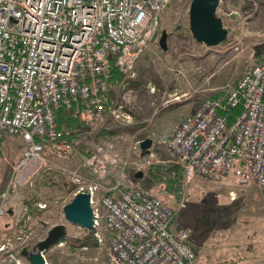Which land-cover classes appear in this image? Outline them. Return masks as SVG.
<instances>
[{"label":"built area","instance_id":"built-area-1","mask_svg":"<svg viewBox=\"0 0 264 264\" xmlns=\"http://www.w3.org/2000/svg\"><path fill=\"white\" fill-rule=\"evenodd\" d=\"M168 1L0 0V140L17 135L25 142L3 198L33 184L49 162L47 150L62 161L74 155L76 142L59 127L57 112L87 126L102 118L112 66L133 74L159 35ZM236 107L240 112L228 123L226 112ZM116 111L110 109L118 117ZM111 146L97 144L75 168L62 167L79 184L75 193L88 192L100 208L93 209V227L103 222L108 246L104 260L90 264H196L189 230L171 229L175 210L145 186L111 179L121 165ZM165 148L182 165L185 184L195 176L221 181L234 174L264 196V54L226 92L202 98ZM178 195L176 208L183 209L185 189Z\"/></svg>","mask_w":264,"mask_h":264},{"label":"rangeland","instance_id":"rangeland-1","mask_svg":"<svg viewBox=\"0 0 264 264\" xmlns=\"http://www.w3.org/2000/svg\"><path fill=\"white\" fill-rule=\"evenodd\" d=\"M189 2L168 1L161 13L158 37L139 56L133 74L126 73L122 85L112 93L111 109L117 110L118 117L109 113V118L95 124L96 132L89 125L86 130L79 127L81 139L68 161L47 150L48 164L32 185L19 192L22 217L15 221L19 216L8 203L10 193L3 198L1 192L11 164L25 145L15 144L19 136L9 135L0 146V264H29L21 247L33 246L57 223L66 225V234L44 251L48 264L104 260L108 242L103 222L84 228L65 219L63 206L79 184L62 167L75 168L81 154L105 143L112 145V155L121 160V165L113 168V177L109 174L111 179L145 186L171 206L175 210L171 229L189 230L198 252L196 264H264V196L259 189L252 183L240 184L234 174L221 181L195 176L187 184L182 174L177 184L172 178L177 167L172 166L180 164L165 148L166 134L179 117L177 107L193 111L202 98L223 94L264 54V0H220L217 14L228 36L215 46L192 37ZM162 29L168 32L166 50L158 44ZM156 119L160 130L153 137ZM104 126L109 131L105 135L98 130ZM146 137L152 138V144L143 149L139 142ZM82 173L91 176L85 169ZM181 189L186 192V206L177 209ZM230 191L234 200L229 198ZM91 206L100 211L96 201Z\"/></svg>","mask_w":264,"mask_h":264},{"label":"water","instance_id":"water-1","mask_svg":"<svg viewBox=\"0 0 264 264\" xmlns=\"http://www.w3.org/2000/svg\"><path fill=\"white\" fill-rule=\"evenodd\" d=\"M220 0H190L188 7V25L195 41L207 46H215L223 42L228 36V29L224 26L222 18L217 14V7ZM168 32L162 29L158 38V44L167 49ZM141 148H149L152 138L146 137L140 140ZM138 177L142 172L137 173ZM65 219L73 224L84 228H92L94 224L93 209L90 204V194L80 191L74 194L73 198L63 206ZM66 234V225L57 223L52 225L44 238L38 240L33 246L24 245L21 247V255L29 264H48L44 251Z\"/></svg>","mask_w":264,"mask_h":264},{"label":"crops","instance_id":"crops-1","mask_svg":"<svg viewBox=\"0 0 264 264\" xmlns=\"http://www.w3.org/2000/svg\"><path fill=\"white\" fill-rule=\"evenodd\" d=\"M122 82H123V80L121 81V82H119L118 84L117 83H115V81H114V79L113 78H110V88H109V91L105 94V103H106V107H107V111H106V113L104 114V116L102 117V118H100V119H96V120H94V121H92L90 124H89V126L91 127V129L92 130H94L95 131V124H97V123H99V122H102V121H104V120H106L107 118H109V113H110V109H111V107H112V105H113V91H114V89L116 88V87H118L119 86V84H121L122 85ZM199 105V104H198ZM197 108V107H196ZM175 111V110H174ZM176 111H178V114H179V117L174 121V123H173V125L171 126V128L169 129V131H168V133L166 134V137H168V136H170V134L172 133V131L174 130V128L187 116V115H189L190 113H191V108H187V107H177L176 108ZM79 120V119H78ZM80 121V120H79ZM82 124H83V126H82V128H83V130H86L87 129V125H85L82 121H80ZM104 123V122H103ZM79 127H81V126H79V125H76V126H72L71 127V129H70V139L71 140H73V141H75L76 143L81 139L80 138V131H82V130H80L79 129ZM89 127V128H90ZM154 128H155V132H152V136L153 137H155L156 135H158V131L160 130V128H159V120H157L156 119V121H155V125H154ZM99 131H101V134H103V135H105L107 132H109V131H107V129H106V126H104L103 128H100V129H98ZM96 132V131H95ZM98 132V131H97ZM106 137V136H105ZM9 138V135H6V136H4L3 138H1V140H0V146L1 145H3V143H5V140H7ZM9 141H11V139H9ZM24 143V145H25V142L19 137V139L17 140V142H15V144H17V145H21L20 143ZM16 161V160H15ZM10 173V172H9ZM8 179V178H7ZM5 186H6V184H5ZM27 187V186H26ZM5 188V187H4ZM4 188H3V190H4ZM22 190H23V188H20V189H18V190H16V191H14V192H9L10 194H9V200H8V203H9V205H10V207L12 206V212L14 213V215L15 214H17V216H19V218H15L14 219V221L15 220H19V219H21V217H22V215H19V214H21L20 212H21V205L20 206H18V204H20L19 203V198H20V196H19V192L21 191L22 192ZM11 196H13L12 198H11ZM16 216V215H15ZM16 216V217H17ZM196 262H198V255H197V258H196Z\"/></svg>","mask_w":264,"mask_h":264},{"label":"trees","instance_id":"trees-1","mask_svg":"<svg viewBox=\"0 0 264 264\" xmlns=\"http://www.w3.org/2000/svg\"><path fill=\"white\" fill-rule=\"evenodd\" d=\"M247 70V69H246ZM125 73L123 71H121L117 66L113 65L111 68V78L114 79L115 83H119L122 80H124ZM240 112V107H236V108H232L229 111L226 112L227 115V120L228 123H230L233 119L234 116H236L238 113ZM56 119L58 122V125L61 129H63V131L65 132L66 136L68 137V139H70V129L72 126H83V124L78 120V117L72 115L70 112L65 111L63 109L59 110L56 114ZM180 164V163H179ZM177 167L176 168V172L173 174L172 178L174 179V181L177 183L179 181V177L182 176L183 174V168L182 165H174L172 167ZM184 177V175H183ZM184 179V178H183ZM178 184V183H177ZM180 192V191H179ZM178 228H183V227H178ZM190 233V232H189ZM190 241H191V237H190ZM192 243V241H191ZM192 246L195 249L196 254L197 252V248H195L194 244L192 243Z\"/></svg>","mask_w":264,"mask_h":264}]
</instances>
